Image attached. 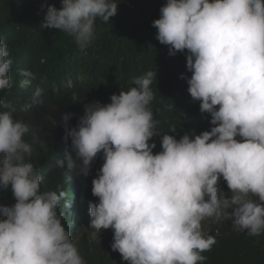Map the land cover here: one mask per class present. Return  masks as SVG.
Masks as SVG:
<instances>
[{"label":"clouds","instance_id":"obj_1","mask_svg":"<svg viewBox=\"0 0 264 264\" xmlns=\"http://www.w3.org/2000/svg\"><path fill=\"white\" fill-rule=\"evenodd\" d=\"M117 12L114 0H62L60 9L48 7L42 27L72 35L84 49L97 19L109 22ZM160 12L156 38L170 55L190 53L188 92L214 127L194 138L162 135V151L154 154L149 141L158 122L149 105L157 74L149 71L110 103L85 105L76 127H67L74 114L63 116L75 157L66 153L57 166L87 176L103 152L92 182L99 203L89 202L90 228L113 229L111 247L124 261L204 264L201 253L216 243L202 230L206 218L229 220L249 236L264 233V0H167ZM9 55L0 42V91L13 87ZM30 86L31 79L19 82ZM42 92L37 88L24 110L43 103ZM14 111L0 99V188L10 186L16 200L0 206V264H85L57 216L60 202L70 207L71 201L63 190H41L43 177L25 162L33 152L24 139L29 128ZM221 176L230 197L218 187Z\"/></svg>","mask_w":264,"mask_h":264},{"label":"trees","instance_id":"obj_2","mask_svg":"<svg viewBox=\"0 0 264 264\" xmlns=\"http://www.w3.org/2000/svg\"><path fill=\"white\" fill-rule=\"evenodd\" d=\"M114 2L118 3L117 14L109 22L98 18L95 38L81 49L72 35L42 27L48 7L55 5L60 9L62 0H0V42L7 44L9 59L13 61L9 72L13 87L0 91V99L11 105L14 118L29 128L24 139L32 145L33 152L25 162L33 163L43 177L41 190L67 193L71 206L65 207L62 200L56 209L57 216L76 247L84 246L86 264L129 262L111 247L113 229L92 228L95 236L89 240L85 234L91 221L89 202L99 203L92 193V182L105 162L104 155H97L89 175H66V169L59 168L57 162L65 159L66 153L75 157V152L71 137L65 142L63 116L74 114L67 127H76L85 114V105L97 101L106 105L113 94L130 90L136 86L137 78L153 71L157 78L151 85L154 99L149 107L158 123L154 130L157 136L149 143L156 144L154 154L162 151V135H174L179 140L190 134L194 138L214 127L211 114L202 113L201 101L194 100L188 92L187 81L192 76L187 68L190 53L184 50L170 55V46L156 38L158 30L153 22L160 18V9L167 0ZM22 70L33 76H21ZM26 78L31 79V86L19 87V82ZM37 88L43 90L39 98L43 103L24 110ZM218 187L227 196L231 194L222 176ZM15 203L11 187L0 188V206ZM83 232L84 242L80 243ZM209 235L215 237L216 243L211 250L201 253L207 258L204 264H264V233L249 236L246 231H237L231 221L221 219L211 225Z\"/></svg>","mask_w":264,"mask_h":264},{"label":"rangeland","instance_id":"obj_3","mask_svg":"<svg viewBox=\"0 0 264 264\" xmlns=\"http://www.w3.org/2000/svg\"><path fill=\"white\" fill-rule=\"evenodd\" d=\"M231 196V194L229 195V197ZM256 199H258V198H256ZM216 221H215V219L214 218H206L204 221H202V230H203V232H204V234H205V236H208L209 235V231H210V227H211V225H213L214 223H215ZM87 230V229H86ZM92 228H88V230H87V232L85 233L86 235L88 234V240H89V238H91V237H93V235H92ZM84 234V232H83V234L81 235V237H80V243H83L84 241H83V236L85 235ZM78 251H79V254L82 256V258H83V260L84 261H86V259H85V257H84V254H83V252H84V246L82 245V244H80V247H79V249H78ZM85 264H86V262H85Z\"/></svg>","mask_w":264,"mask_h":264}]
</instances>
